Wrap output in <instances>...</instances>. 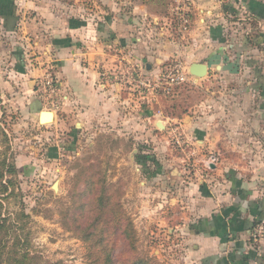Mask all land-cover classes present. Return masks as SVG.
<instances>
[{
	"label": "crops",
	"instance_id": "1",
	"mask_svg": "<svg viewBox=\"0 0 264 264\" xmlns=\"http://www.w3.org/2000/svg\"><path fill=\"white\" fill-rule=\"evenodd\" d=\"M164 1L165 8L148 0H0V20L25 49L16 76L21 109L48 127L39 120L37 82L53 67L68 97L51 123L80 138L95 128L117 136L133 146L131 161L144 164L145 178L162 182L178 132L197 177L185 194L195 210L189 231L199 264H264V240L253 237L264 220V0H183L192 20L183 35L169 24L175 0ZM177 60L188 70L208 66L202 78L189 71L205 94L179 124L156 105L160 98L146 103L124 84L100 85L104 71L124 64L156 78ZM212 153L219 162L207 168Z\"/></svg>",
	"mask_w": 264,
	"mask_h": 264
},
{
	"label": "rangeland",
	"instance_id": "2",
	"mask_svg": "<svg viewBox=\"0 0 264 264\" xmlns=\"http://www.w3.org/2000/svg\"><path fill=\"white\" fill-rule=\"evenodd\" d=\"M23 52L18 35L0 20V159L7 155L18 168L14 193L10 189L0 199L4 216L15 226L13 238H21L19 250L9 249L2 264H12L10 256L21 252L35 258L32 264H90V259L108 253L93 244L99 237L117 263L199 264L189 231L195 210L185 194L195 167L184 158L185 151L170 138L168 146L176 157L163 162L168 178L162 182L145 178L143 164L131 161L133 146L118 144L117 136L107 131L95 128L80 138L59 124L38 125L21 109L24 91L17 69ZM205 88L189 80L170 96L160 94L156 105L179 124ZM128 105L144 106L133 100ZM102 183L115 192L104 211L96 201ZM84 229L93 232L89 244Z\"/></svg>",
	"mask_w": 264,
	"mask_h": 264
},
{
	"label": "built area",
	"instance_id": "3",
	"mask_svg": "<svg viewBox=\"0 0 264 264\" xmlns=\"http://www.w3.org/2000/svg\"><path fill=\"white\" fill-rule=\"evenodd\" d=\"M170 27L178 35L187 33L192 25L190 5L187 1L175 0L171 7ZM189 70L181 61H175L167 65L156 78L145 76L143 68L132 64H124L123 67H117L109 71H104L101 76V87L124 84L132 94L140 92V99L143 102L150 103L158 98L161 93L168 94L172 92L173 87L180 86L189 81ZM39 99L45 111L56 112L62 108L67 100V93L64 86L56 75L53 67L45 68L44 74L37 82ZM147 93H150L147 94ZM176 142L182 147L180 135L175 132ZM220 156L212 153L204 160V165L210 168L211 164H217ZM256 241L264 240V220L259 222L253 232Z\"/></svg>",
	"mask_w": 264,
	"mask_h": 264
},
{
	"label": "trees",
	"instance_id": "4",
	"mask_svg": "<svg viewBox=\"0 0 264 264\" xmlns=\"http://www.w3.org/2000/svg\"><path fill=\"white\" fill-rule=\"evenodd\" d=\"M148 1H155L153 2L155 5L163 7V8L167 7L169 4V1L165 2L164 0H148ZM179 87L180 86H175L173 87V90L174 89L176 90ZM171 93L172 92L168 94H164V93H161V94H163V96L166 95L167 97V96H170ZM0 128H1V124H0ZM3 135L6 137V141H9L8 136L4 133ZM17 174H18V168L15 165L14 161L11 158H9L7 155L3 156L0 159V195H4L8 193L10 189H12L11 193H14L15 184H16L15 182L16 179H14V177ZM90 177H93V176L91 175L89 176V178ZM109 189L110 187L105 186L104 184L101 186V190L96 195L97 196L96 201L98 203V206H102L103 211L105 210L106 206H111V203H113L115 199L114 198L115 192H112V191L110 192ZM84 192L85 191H83V193ZM4 209H5V206H3V203L1 202V199H0V264L4 262V257H5V254H7V251L11 248L19 250V245L21 243V238L19 237V235H16L13 238L15 226L10 222L9 216H4L3 214ZM98 228L99 227H97V229ZM83 232L85 234L84 235L85 242L89 244L90 240L92 239L93 232H87V229H84ZM96 241L98 243H93L95 244V247H99L103 249V251L108 250V253L106 252L107 255L105 254L100 258L90 259L91 260L90 264H121V263H117V260L114 259L113 256H111L110 254L111 252L109 251H112V249L110 248L108 243L105 242L103 237H99ZM10 242H12L11 246H9ZM15 254H17V252H15ZM9 259L11 260L12 264H32L33 260H35V258H33L29 254V252H21L15 256H10ZM134 264H138V260L135 261Z\"/></svg>",
	"mask_w": 264,
	"mask_h": 264
},
{
	"label": "water",
	"instance_id": "5",
	"mask_svg": "<svg viewBox=\"0 0 264 264\" xmlns=\"http://www.w3.org/2000/svg\"><path fill=\"white\" fill-rule=\"evenodd\" d=\"M190 73L193 75V76H196L198 78H202V77H205L208 75V66L206 64H203V63H193L191 66H190V69H189ZM46 115H51L52 117H46ZM40 122L43 123V124H46V123H51L54 121V113L52 111H42L40 113Z\"/></svg>",
	"mask_w": 264,
	"mask_h": 264
},
{
	"label": "bare ground",
	"instance_id": "6",
	"mask_svg": "<svg viewBox=\"0 0 264 264\" xmlns=\"http://www.w3.org/2000/svg\"><path fill=\"white\" fill-rule=\"evenodd\" d=\"M46 117H52L51 115L49 116V115H46Z\"/></svg>",
	"mask_w": 264,
	"mask_h": 264
}]
</instances>
